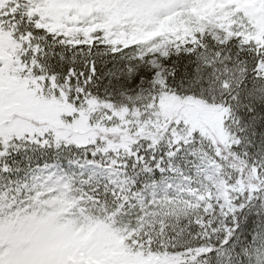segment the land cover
Segmentation results:
<instances>
[{
    "label": "snow or ice",
    "instance_id": "1",
    "mask_svg": "<svg viewBox=\"0 0 264 264\" xmlns=\"http://www.w3.org/2000/svg\"><path fill=\"white\" fill-rule=\"evenodd\" d=\"M243 2L0 0V264H264Z\"/></svg>",
    "mask_w": 264,
    "mask_h": 264
},
{
    "label": "rangeland",
    "instance_id": "2",
    "mask_svg": "<svg viewBox=\"0 0 264 264\" xmlns=\"http://www.w3.org/2000/svg\"><path fill=\"white\" fill-rule=\"evenodd\" d=\"M255 2L256 0H244L242 7H246L249 10V12H252V10L255 11ZM262 37L264 36H261L260 38L264 39Z\"/></svg>",
    "mask_w": 264,
    "mask_h": 264
},
{
    "label": "trees",
    "instance_id": "3",
    "mask_svg": "<svg viewBox=\"0 0 264 264\" xmlns=\"http://www.w3.org/2000/svg\"><path fill=\"white\" fill-rule=\"evenodd\" d=\"M225 7H227V4H226V3L220 5V6L217 8V11H219V12H223ZM225 15H226V13H225Z\"/></svg>",
    "mask_w": 264,
    "mask_h": 264
}]
</instances>
